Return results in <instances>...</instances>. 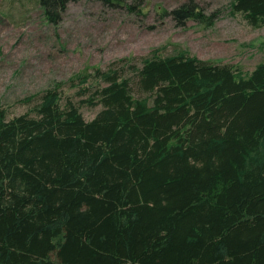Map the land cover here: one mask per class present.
<instances>
[{
    "label": "trees",
    "instance_id": "16d2710c",
    "mask_svg": "<svg viewBox=\"0 0 264 264\" xmlns=\"http://www.w3.org/2000/svg\"><path fill=\"white\" fill-rule=\"evenodd\" d=\"M72 1L36 3L56 24ZM229 6L264 25V0ZM169 14L215 17L192 0ZM163 49L0 106V264H264V60L244 73Z\"/></svg>",
    "mask_w": 264,
    "mask_h": 264
},
{
    "label": "rangeland",
    "instance_id": "374dc122",
    "mask_svg": "<svg viewBox=\"0 0 264 264\" xmlns=\"http://www.w3.org/2000/svg\"><path fill=\"white\" fill-rule=\"evenodd\" d=\"M212 22L188 20L180 26L170 11L189 0H144L141 12L105 0L69 2L56 24L45 21L37 0H0V106L9 117L26 111L30 95L52 81H67L85 66L106 67L121 58H140L157 47L169 54L174 44L198 59L251 71L264 60V25L250 26L232 13L231 0H192ZM75 88L62 94L77 101ZM100 106H82L85 120Z\"/></svg>",
    "mask_w": 264,
    "mask_h": 264
}]
</instances>
